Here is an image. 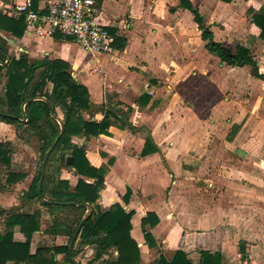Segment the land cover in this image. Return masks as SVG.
Segmentation results:
<instances>
[{
  "label": "crops",
  "instance_id": "1",
  "mask_svg": "<svg viewBox=\"0 0 264 264\" xmlns=\"http://www.w3.org/2000/svg\"><path fill=\"white\" fill-rule=\"evenodd\" d=\"M97 1L100 22L115 35L110 54H87L60 34L43 37L25 28L22 39L9 41L7 58L26 54L31 62L48 58L67 63L93 106L104 107L84 113L85 120L100 122L106 110L126 120L123 128L110 127L109 135L73 138L104 177L98 201L102 211L119 203L133 212L130 234L140 264H153L160 256L170 261L177 251L193 264H200L201 251L219 253L222 264H264V78L254 77L250 66H230L210 53L180 0ZM189 1L214 42L232 52L237 46L247 48L264 75V40L252 22L254 15L264 14V0ZM33 2L35 10L46 13L47 0ZM51 90L49 83L46 91ZM57 114L59 122L63 113L58 109ZM0 142L13 148L10 165H0L4 234L8 214H32L39 208L37 201L23 197L40 170V143L28 128L17 130L1 121ZM10 173L21 178L6 184ZM60 178L73 190L81 177L66 166ZM149 213L158 219L155 226H146L154 248L142 228ZM51 221L43 211L30 254L67 245L68 238L45 234ZM13 235L15 242L26 241L18 227ZM72 249L78 252L72 258L77 264H85L84 255L86 264H106L118 255L110 250L94 261L96 246H81L79 239ZM55 259L70 264L64 254Z\"/></svg>",
  "mask_w": 264,
  "mask_h": 264
},
{
  "label": "trees",
  "instance_id": "2",
  "mask_svg": "<svg viewBox=\"0 0 264 264\" xmlns=\"http://www.w3.org/2000/svg\"><path fill=\"white\" fill-rule=\"evenodd\" d=\"M180 4L193 14L202 31V39L207 42L206 49L218 57L221 63L237 67L250 66L254 77L264 78L247 48L237 46L235 52H232L221 43L214 42L212 33L190 1L180 0ZM252 22L260 30L259 37L264 40V14L254 15ZM24 32L23 17L0 15V82L5 80L0 91V121L15 126L17 130L28 128L40 143V170L23 197L27 202L37 201L39 208L32 214L12 212L7 215L5 233H0V264H56L58 254H64L66 262L74 264L72 258L77 252L72 249L71 256L69 255V243L73 240L75 243L77 239L81 246H96L94 261L101 259L108 251L115 250L117 257L106 264H140V250L130 234L133 212L126 211L119 203L102 211L98 201L104 187V177L100 170L91 166L84 147L73 142V138L78 136L88 139L109 135L110 127L123 128L126 120L112 110L104 111L100 122L85 120L84 111L93 104L87 88L71 76L67 63L48 58L31 62L26 54H20L19 57L10 55L8 59L11 46L9 41L22 39ZM49 83L52 84L50 93L46 91ZM51 107L54 109V116L51 114ZM58 109L63 113L59 122ZM62 129L63 134L47 160L45 176L39 187L45 154ZM149 143L147 140L146 145ZM12 153L13 148L9 142H0L1 166L10 165ZM147 153L145 149L143 156ZM67 156L72 157V167L76 175L81 177L73 190L70 189L68 180L60 178L61 169L66 168ZM19 178L20 175L10 173L6 184H12V181ZM4 188L0 179V190ZM129 195L128 192L124 197L125 203ZM87 206L91 209L90 215L87 214ZM43 211L52 218L45 234L66 237L68 243L64 247H41L32 255L31 240L35 233L41 231ZM157 223L158 219L153 213L142 220L144 237L150 248H154L156 244L146 226H155ZM16 227L25 236L24 243L14 241ZM199 254L200 264H222L219 253L201 251ZM153 264L193 263L184 252L177 251L170 261L160 256Z\"/></svg>",
  "mask_w": 264,
  "mask_h": 264
},
{
  "label": "built area",
  "instance_id": "3",
  "mask_svg": "<svg viewBox=\"0 0 264 264\" xmlns=\"http://www.w3.org/2000/svg\"><path fill=\"white\" fill-rule=\"evenodd\" d=\"M45 11L35 10L33 0H0V14L23 17L29 33L36 31L43 37L60 34L87 54L113 51L115 35L100 22L102 8L97 0H47Z\"/></svg>",
  "mask_w": 264,
  "mask_h": 264
},
{
  "label": "water",
  "instance_id": "4",
  "mask_svg": "<svg viewBox=\"0 0 264 264\" xmlns=\"http://www.w3.org/2000/svg\"><path fill=\"white\" fill-rule=\"evenodd\" d=\"M6 64H7V62L4 65H6ZM103 109H104V107H102V106H92L87 111H84V113H86V114H92L95 110H103ZM51 112L53 113L52 109H51ZM62 134H63V129L61 130V133L59 134V136L53 142V144L50 147V149L45 154V157H44V160H43L42 166H41V177H40V181H39V187H41L42 182H43V178L45 176V167H46L47 160H48L50 154L52 153V151L54 150V148L56 147L57 142L61 138ZM66 166L67 167H71L72 166V157H67V159H66ZM43 202H46L47 203L46 200H43ZM87 207L89 209V211L87 212V214L90 215L91 209L89 208V206H87ZM83 222H84V220L82 221L81 224H83ZM73 242H74V240L71 242V244L69 246V252H71V249H72V246H73ZM74 263L77 264L75 261H74Z\"/></svg>",
  "mask_w": 264,
  "mask_h": 264
},
{
  "label": "rangeland",
  "instance_id": "5",
  "mask_svg": "<svg viewBox=\"0 0 264 264\" xmlns=\"http://www.w3.org/2000/svg\"><path fill=\"white\" fill-rule=\"evenodd\" d=\"M16 47H18V46H16ZM13 50H14V49H13ZM13 52H15V53L17 54V49L14 50ZM77 254H78V252H77ZM83 257H84V263L86 264L87 258L85 257V255H84Z\"/></svg>",
  "mask_w": 264,
  "mask_h": 264
}]
</instances>
